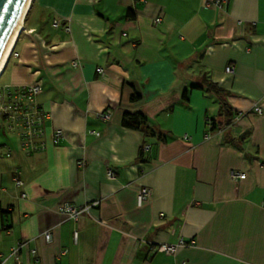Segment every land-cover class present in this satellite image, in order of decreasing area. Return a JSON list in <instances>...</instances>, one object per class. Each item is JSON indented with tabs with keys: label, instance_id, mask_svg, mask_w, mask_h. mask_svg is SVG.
<instances>
[{
	"label": "crops",
	"instance_id": "crops-1",
	"mask_svg": "<svg viewBox=\"0 0 264 264\" xmlns=\"http://www.w3.org/2000/svg\"><path fill=\"white\" fill-rule=\"evenodd\" d=\"M0 82V95L38 84L48 114L43 150L27 154L16 134L0 131L1 253L21 244V264L24 256L27 264H264V112L251 111L257 102L264 110V0L221 9L204 0H31ZM220 99L231 123L211 130L223 120ZM134 113L145 125L122 126ZM142 187L151 193L138 206ZM92 202L75 221L59 212ZM179 238L194 245L159 249Z\"/></svg>",
	"mask_w": 264,
	"mask_h": 264
},
{
	"label": "built area",
	"instance_id": "built-area-1",
	"mask_svg": "<svg viewBox=\"0 0 264 264\" xmlns=\"http://www.w3.org/2000/svg\"><path fill=\"white\" fill-rule=\"evenodd\" d=\"M209 6L215 7L216 9L223 8L228 0H204ZM159 18L154 20V23H158ZM56 24V22H53ZM73 66H77V62H72ZM96 72L103 74L102 68H97ZM233 72V66L228 65L225 68V73L229 74ZM41 92V88L38 84L28 85V86H6L2 89L0 95V131L7 133H14L18 136L20 147L27 154L43 150L45 144L43 142L44 137V119L48 117V114L44 112L37 104V96ZM251 111L253 114L261 115L264 110L260 102L255 103ZM110 109H105L103 112L99 113V116L103 120H109ZM61 130H55L52 134L53 144H57L61 138ZM187 139L186 136H183ZM208 138V136H206ZM150 146L148 144L143 145L142 151H148ZM9 153H6L8 156ZM108 178H113V173L111 171L107 172ZM231 178L233 180L244 178V174L237 172L231 173ZM14 183L16 187L22 186V181L19 177H14ZM150 189L142 187L138 190L136 195L137 205L140 206L149 196ZM98 202H92L87 206L76 207L72 204H64L59 208V212L63 214L69 220H77L82 214L86 213L90 207H94ZM43 239L46 242H50L52 236V229H49L42 234ZM74 241L77 239V232L73 233ZM193 241H185L183 238H179L175 243L162 244L159 249L165 254L173 255L180 248L193 246ZM22 245L18 244L12 247L10 254L6 258L0 257V264H8L9 259L12 258V264H21L18 261V252ZM30 253L35 256V250H31ZM180 264H185L184 262Z\"/></svg>",
	"mask_w": 264,
	"mask_h": 264
},
{
	"label": "trees",
	"instance_id": "trees-1",
	"mask_svg": "<svg viewBox=\"0 0 264 264\" xmlns=\"http://www.w3.org/2000/svg\"><path fill=\"white\" fill-rule=\"evenodd\" d=\"M197 87V86H196ZM200 87V86H198ZM204 89L206 90L207 93H211V94H215L217 96H221V94L223 93V91L213 82L209 81V80H205L204 81ZM186 93L187 91L185 90L183 93V101L186 102L187 101V97H186ZM138 96H132L131 99H135ZM221 98V97H219ZM220 106H219V116H221L223 118L222 121H220V123H217L213 120L211 121V130H214L217 127H220L222 125V127H226L231 123V111L229 109V106L227 105V103L223 100L220 99L219 102ZM125 118L122 120V126L130 128V129H141L142 125H145V118L142 117L140 114L134 113V114H128L124 116ZM152 134V132H151ZM163 136H161L160 134L158 135V140L159 142H162Z\"/></svg>",
	"mask_w": 264,
	"mask_h": 264
},
{
	"label": "water",
	"instance_id": "water-1",
	"mask_svg": "<svg viewBox=\"0 0 264 264\" xmlns=\"http://www.w3.org/2000/svg\"><path fill=\"white\" fill-rule=\"evenodd\" d=\"M27 0H0V56Z\"/></svg>",
	"mask_w": 264,
	"mask_h": 264
},
{
	"label": "bare ground",
	"instance_id": "bare-ground-1",
	"mask_svg": "<svg viewBox=\"0 0 264 264\" xmlns=\"http://www.w3.org/2000/svg\"><path fill=\"white\" fill-rule=\"evenodd\" d=\"M30 2L31 0H27L23 6V9L21 11V14L17 20V23L12 31V34L9 38V40L7 41L4 49H3V52L0 56V74L1 72L3 71L4 67H5V64L7 63L9 57H10V54L14 48V44L17 40V37L19 35V32L21 30V27H22V24H23V20H24V17H25V14H26V11L28 10V7L30 5Z\"/></svg>",
	"mask_w": 264,
	"mask_h": 264
},
{
	"label": "rangeland",
	"instance_id": "rangeland-1",
	"mask_svg": "<svg viewBox=\"0 0 264 264\" xmlns=\"http://www.w3.org/2000/svg\"><path fill=\"white\" fill-rule=\"evenodd\" d=\"M0 86H2V84H1V82H0ZM0 250L1 251H5V249L1 246V243H0ZM9 254V253H8ZM0 255H2L3 257L2 258H5L6 256H8L6 253H1L0 252ZM23 260V264H27V262H26V257L24 256V258L22 259ZM12 262H13V260H10L9 262H8V264H12Z\"/></svg>",
	"mask_w": 264,
	"mask_h": 264
}]
</instances>
